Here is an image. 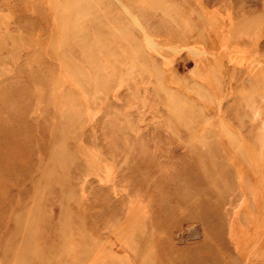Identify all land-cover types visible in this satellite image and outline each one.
Listing matches in <instances>:
<instances>
[{"label": "rangeland", "instance_id": "obj_1", "mask_svg": "<svg viewBox=\"0 0 264 264\" xmlns=\"http://www.w3.org/2000/svg\"><path fill=\"white\" fill-rule=\"evenodd\" d=\"M0 264H264V0H0Z\"/></svg>", "mask_w": 264, "mask_h": 264}, {"label": "bare ground", "instance_id": "obj_2", "mask_svg": "<svg viewBox=\"0 0 264 264\" xmlns=\"http://www.w3.org/2000/svg\"><path fill=\"white\" fill-rule=\"evenodd\" d=\"M64 16V15H63Z\"/></svg>", "mask_w": 264, "mask_h": 264}]
</instances>
